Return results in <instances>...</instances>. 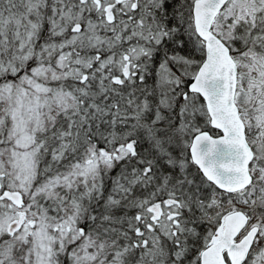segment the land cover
<instances>
[{
  "label": "snow or ice",
  "instance_id": "1",
  "mask_svg": "<svg viewBox=\"0 0 264 264\" xmlns=\"http://www.w3.org/2000/svg\"><path fill=\"white\" fill-rule=\"evenodd\" d=\"M0 264H264V0H0Z\"/></svg>",
  "mask_w": 264,
  "mask_h": 264
}]
</instances>
